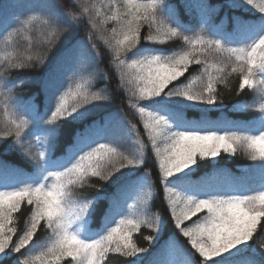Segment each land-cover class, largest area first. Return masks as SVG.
Instances as JSON below:
<instances>
[{
  "label": "snow or ice",
  "instance_id": "obj_1",
  "mask_svg": "<svg viewBox=\"0 0 264 264\" xmlns=\"http://www.w3.org/2000/svg\"><path fill=\"white\" fill-rule=\"evenodd\" d=\"M244 2L264 14V0ZM161 3L162 0H148L146 3L125 0L123 10L113 7L111 16L106 18L118 21L119 28L114 27L110 36H104L101 32V38L114 53L115 66L121 69V75L125 78L124 86L133 85L131 97L141 101L163 93L165 96H183L190 101L216 104L217 84H225L228 76L239 73L240 92L260 86L259 113L264 119V75H261L264 73V32L247 43H236L238 46L234 47L226 46L232 43L221 39H208L202 35L195 38L185 36L184 41L189 45L186 51L175 55L137 53L135 55H139V59H133L131 63L126 64L121 57L124 53L137 49L142 24L155 29V34H149L144 38L145 42L153 45H162L171 37L182 34L162 18L159 12ZM81 7L83 11L79 14L62 11V19L47 15L43 21L45 30L42 34V44L48 50L57 47L66 34L77 29L84 14H88L93 29L101 30L103 21L98 25L91 13V8L95 6L90 8L85 0ZM20 23L26 26L28 22ZM15 31L18 30H13ZM12 35L13 33H9L6 39L11 40ZM212 50L227 53V61L223 67L215 69L216 75H213L209 71V66L205 64L200 77H193L183 87L166 91L172 82L179 83L193 62L204 64L205 61L201 60L200 56ZM87 51L88 46L82 39L69 44L61 53L58 64L69 65L72 77L77 79L74 87H69L58 98L54 97V109L50 111L45 123H58L92 102L106 101L110 98L107 87L99 91L90 90L96 71H87L84 68L83 58ZM46 58V53L39 52L15 58L10 55L7 63L0 67V95H3L6 105L10 102L13 112L22 114L16 109L13 100L16 96L15 86L23 84L25 79H17L10 85L11 77L4 73L25 66L42 65ZM84 71H87V76L82 74ZM193 81L198 83V87ZM131 106L136 108L135 103ZM138 112L157 158L159 167L157 179L164 185V190L172 192L174 196L168 202L171 217L176 229L190 245L189 253L193 264H209L214 258L231 253L238 245L249 240H254L261 249H264V240L256 239L261 227L264 226V188L254 190L252 195L223 193L197 198L185 196L166 183L168 177L189 168L198 158H213L221 153L234 155L237 150L242 149L253 160H264V130L257 134L216 130L172 131L163 115L145 107H139ZM28 125V119L22 118L19 122L11 119L5 122L6 130L0 132V137H10L14 134L17 138L15 142L20 143L22 129ZM134 129L135 126L126 121V130L131 133ZM105 136L108 135L103 131H96L88 136L80 134L75 152L82 151V154L75 158L74 162L72 158L70 166L68 164L52 171H45L41 164L45 152L38 141L43 143L44 138L37 136V146L40 148L38 153L32 151V145L24 149L34 162L37 175H40L41 179L35 184L0 190V252L10 247L11 251L23 255L22 249L27 250L37 243L35 238L42 223L51 229L50 243L38 255H23V259H19V264H63L65 259H70L72 264H108L110 255L130 258L148 251V248L138 246L134 240V235L140 232L142 226H147L156 233L161 219L159 214H152L149 211L148 199L152 195V182L148 172H145L142 184L139 186L135 182L125 184L114 195L111 212L106 216L105 224H111L117 215L121 218L114 226L107 227L102 235L94 239H81L70 229L75 220L88 212L96 191L101 186H92L96 191L91 198L77 197L74 188L87 185L88 177H97L105 182L121 168H139L145 162L144 145L141 142H137L138 147L132 151L121 152L110 143L98 142ZM93 143L96 144L95 147L90 151H83L84 147ZM133 195L135 199L128 205V213L123 214L125 211L123 205ZM25 204L31 207V213L24 222L22 234L13 246V237L18 231L16 215ZM202 212H206V215L190 226H184L185 221ZM144 239L151 244L154 236L147 235ZM248 264L257 262L249 259Z\"/></svg>",
  "mask_w": 264,
  "mask_h": 264
},
{
  "label": "trees",
  "instance_id": "obj_2",
  "mask_svg": "<svg viewBox=\"0 0 264 264\" xmlns=\"http://www.w3.org/2000/svg\"><path fill=\"white\" fill-rule=\"evenodd\" d=\"M138 2L146 3L148 0H138ZM83 3L85 0H0V67L7 63L10 55L15 58L39 52L46 53L47 56L42 65L25 66L22 69H13L4 73L6 76L10 75V85L17 79H25L23 84L15 86L14 95L16 96L13 100L16 109L25 117L20 113L13 112L12 116H5L0 112V132L6 130L5 122L11 119H16L17 122L22 118L28 119L29 125L22 129L20 143L15 142L17 138L14 134L10 137H0V190L35 184L39 179L40 175H37L34 162L24 149L29 146L33 136L37 135L38 127L36 126H39L46 115L50 114L54 107V97L58 98L64 93L60 91L56 95L54 92L66 73H71L69 65L58 64L61 53L69 44L83 39L88 46L87 52L92 54L90 62L92 70L96 71L90 90L99 91L107 87L110 98L106 101L92 102L72 116L50 124L48 129L51 133L52 145L48 142L49 139L45 144L46 147L47 143L49 144L50 158L57 159L60 165L57 169L67 166L74 157L73 151L80 134L88 136L93 132L103 131L108 136L98 142L110 143L121 152L132 151L138 147L137 142H141L144 145L145 162L139 168H121L105 182L97 177H88L87 185L74 188L77 197L91 198L96 191L92 186H101L96 191L95 199L88 212L75 220L70 229L81 239H94L102 235L107 227L114 226L115 222L121 218L117 215L111 224H105L106 216L111 212L114 195L125 184L132 182H135L137 186L142 184L145 172H148L152 182V195L148 199V207L150 213L161 216L158 229L155 233L147 226H142L140 232L134 235L137 245L148 248L147 252L130 258L110 255L108 264H163L161 258L160 262L158 259L154 260L153 256L163 243H165L163 249L166 251V258H164L170 261V264H193L189 253L190 245L176 229L171 217L168 202L174 196L172 192H166L164 185L157 179L159 173L157 158L152 149L151 140L143 127L138 108L145 107L163 115L168 120V127L172 131L216 130L257 134L264 130V119L260 116L258 103L260 86L240 92L239 73H232L225 84H217L218 102L216 104L190 101L183 96H165L163 93L148 100H135L131 97L133 85L124 86L125 78L121 75V69L115 66L114 53L101 38V32L104 36H110L114 27L119 28L118 21L106 18L111 16L113 7L123 10L125 0H86L90 8L95 6L91 8V13L96 18V23L100 25L103 21L101 30L93 29L88 14H84L77 29L66 34L57 47L48 50L42 44L45 17L51 14L62 19V11L79 14L83 11L81 7ZM159 12L166 23L176 27L182 34L171 37L162 45H153L145 42L144 38L149 34H155V29L142 24L137 49L124 53L121 57L126 64L131 63L133 59H139V55H135L137 53L175 55L186 51L189 45L184 41L185 36L195 38L197 35H202L208 39H221L232 43L226 46L234 47L238 46L236 43H247L264 32V14L259 13L244 0H162ZM22 21H27V25L23 26L20 23ZM13 30L18 31L13 32ZM17 32L21 33L17 34ZM9 33H13L11 40L6 39ZM200 59L205 63L193 62L185 75L180 78L179 83L172 82L166 91L183 87L193 77H200L205 64L209 66V71L216 75L215 69L223 67L227 61V53L212 50L201 55ZM67 80L69 78L63 80L60 86ZM193 84L198 87L196 81H193ZM3 103L5 104L4 97L0 95V105ZM132 103L136 104V108L131 106ZM249 104L253 106L247 107L246 105ZM8 105L10 106V102ZM125 120L135 126L131 133L126 130ZM95 146L96 144L93 143L84 147L83 151H90ZM160 146L163 147L162 144ZM32 151L36 152L33 149ZM81 154L82 151L75 152V156ZM4 170L13 172L15 176L13 181L3 175ZM7 174L11 173L7 172ZM1 177H5L4 180H1ZM253 178L261 182L264 180V160H253L240 149L234 155L221 153L213 158H198L189 168L168 177L166 183L185 196L205 198L208 195L223 193L246 195L251 191ZM134 199L135 195L127 199L123 205L125 209L123 214L128 213V205H131ZM30 213L31 207L25 204L16 215L18 231L13 237V246L22 234L24 222ZM204 215L206 212L193 216L189 221L184 222V226H190ZM147 235L154 236L151 244L144 239ZM50 236L51 229L42 223L35 238L37 243L27 250L22 249L23 255H38L50 243ZM262 237H264V226L256 237L257 241H261ZM257 246L254 240H249L238 245L231 253H224L214 258V261L209 264H248L249 259L255 260L257 264H264V255L258 251ZM23 255L11 251L9 247L4 252H0V264H19V259H23ZM63 264H72V262L70 259H65Z\"/></svg>",
  "mask_w": 264,
  "mask_h": 264
},
{
  "label": "rangeland",
  "instance_id": "obj_3",
  "mask_svg": "<svg viewBox=\"0 0 264 264\" xmlns=\"http://www.w3.org/2000/svg\"><path fill=\"white\" fill-rule=\"evenodd\" d=\"M45 18H47V17H45ZM21 32H17V34H20ZM91 58H92V54L91 53H88V52H86V54H85V56H84V58H83V65H84V68L85 69H87V71H92V65L90 64V62H91ZM87 71H84L82 74L83 75H85V76H87ZM66 73V72H65ZM64 73V74H65ZM64 76V75H63ZM66 78H69V80H67L63 85H61L60 86V84H61V82L63 81V80H65ZM76 79L77 78H73L72 77V74L70 73V74H67L66 73V75H65V77L63 78V80L60 82V84H58L57 86H56V91H54L55 92V94L57 95V94H59L60 93V91H67L68 90V88L69 87H74L75 86V81H76ZM93 82H94V79H92V81H91V87H92V85H93ZM64 86V88H62ZM52 102V101H51ZM54 104H55V100H54ZM52 109H54V107L52 108ZM51 109V110H52ZM0 112L3 114V115H5V116H12V114H13V111H11V107L9 106V105H6V104H2V105H0ZM50 115V114H49ZM47 115H46V118L41 122L44 126H38V132H37V135L36 136H33V139H32V141L29 143V145H32V149L33 150H35L37 153L40 151V148L37 146V136H39V137H42V138H44V140H43V143H40L39 141H38V144H39V146L41 147L42 145H45L46 144V142H47V139H48V137H49V140H48V142H50V139H51V133L49 132V129H48V126H50V124H47V123H45V121L47 120ZM47 145H48V143H47ZM78 156H75L73 159H72V162H74V160H75V158H77ZM49 160V158L47 159V161ZM70 166V165H69ZM54 167H56V162H46L45 164H44V168H46V169H50V168H54ZM49 171H52V170H49ZM45 175H46V173H45ZM41 179V176H39V179L36 181V183L37 182H39V180ZM261 188H264V187H261ZM260 188V189H261ZM263 239L262 240H264V237H262ZM257 249H258V251L262 254V255H264V249H261L259 246H257Z\"/></svg>",
  "mask_w": 264,
  "mask_h": 264
}]
</instances>
